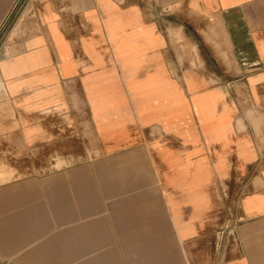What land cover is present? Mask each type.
I'll return each instance as SVG.
<instances>
[{"label":"crops","instance_id":"1","mask_svg":"<svg viewBox=\"0 0 264 264\" xmlns=\"http://www.w3.org/2000/svg\"><path fill=\"white\" fill-rule=\"evenodd\" d=\"M0 89L34 161L14 170L45 172L3 183L36 186L28 229L69 218L41 203L90 168L97 210L118 187L161 204L191 264H264V0H0ZM107 243L74 260L128 264Z\"/></svg>","mask_w":264,"mask_h":264},{"label":"rangeland","instance_id":"2","mask_svg":"<svg viewBox=\"0 0 264 264\" xmlns=\"http://www.w3.org/2000/svg\"><path fill=\"white\" fill-rule=\"evenodd\" d=\"M0 97H2L1 91ZM4 102L2 100L0 105V264H61L53 260L65 255L76 256L66 264H97L84 259H74L89 258L96 255V251H111L112 246L116 245L108 244V241H119L122 244L118 247L123 249L125 254H121L120 257L125 256L128 264H191L189 241L179 239L172 219L166 211L164 212L161 204L137 202L136 200L141 198L136 195H126L123 192L128 188L118 187L116 190L121 195L107 197V201L101 203L97 210V171L90 168L71 172L69 177L75 182L72 183L73 186H70L68 195H64L60 200H56L57 197H51L48 203H41L42 206L49 205L52 208V211L47 214H63L64 211L69 214V218L45 219L48 226L33 231L28 229L30 226H27L29 221L26 220H29L30 216L14 217V215L34 213L32 211L38 203L34 198L28 200L30 197L28 195L32 192L30 190L35 191L37 188L36 186L26 187L23 184L10 187L3 183L12 182L14 179H36L39 177L38 173L45 172L33 168L22 171L14 170L20 167V163L34 161L23 150L20 139L12 137L15 124L5 122L7 116L3 114L8 112L9 107ZM4 164H6V169ZM78 180L83 183H79ZM35 193L37 194V191ZM25 194L26 197H24ZM109 198L116 200L110 202ZM144 205L151 207L148 218L141 217L146 214L141 211ZM152 207L155 211H152ZM97 214H107L113 217L102 219L97 218ZM11 219L22 221L19 233L6 230L5 226L10 223ZM65 234L68 244H66ZM49 240L52 241L47 247L39 248L37 251L42 260L31 259L32 249L41 242ZM97 241H102V243H97ZM202 256H206L205 246L202 248Z\"/></svg>","mask_w":264,"mask_h":264}]
</instances>
